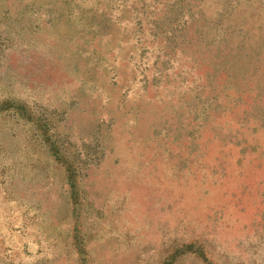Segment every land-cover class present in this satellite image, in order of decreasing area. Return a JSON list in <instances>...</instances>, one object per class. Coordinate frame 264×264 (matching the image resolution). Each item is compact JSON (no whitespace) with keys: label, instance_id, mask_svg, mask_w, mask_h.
I'll list each match as a JSON object with an SVG mask.
<instances>
[{"label":"rangeland","instance_id":"rangeland-1","mask_svg":"<svg viewBox=\"0 0 264 264\" xmlns=\"http://www.w3.org/2000/svg\"><path fill=\"white\" fill-rule=\"evenodd\" d=\"M0 264H264V0H0Z\"/></svg>","mask_w":264,"mask_h":264}]
</instances>
